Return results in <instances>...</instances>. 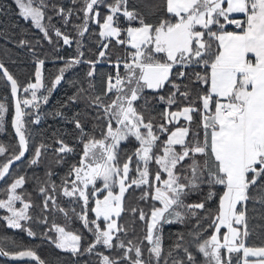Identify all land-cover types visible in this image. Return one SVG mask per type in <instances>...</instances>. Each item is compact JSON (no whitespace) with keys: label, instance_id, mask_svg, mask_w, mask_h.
<instances>
[{"label":"snow or ice","instance_id":"6c2138e0","mask_svg":"<svg viewBox=\"0 0 264 264\" xmlns=\"http://www.w3.org/2000/svg\"><path fill=\"white\" fill-rule=\"evenodd\" d=\"M13 2L18 15L30 20L49 43L53 42L51 30L57 44L60 40L68 47L73 44L72 37L52 25L49 9L65 26L74 11L82 12V23L74 25L77 35L84 37L89 24L95 23L101 39L94 60L82 59L83 42L76 40L74 56L58 57L64 64L50 86L44 82V59H36L34 82L29 80L26 86L0 60V72L15 99L11 124L17 137L15 144L0 143V181L11 179L3 189L6 199H0V209L8 213L3 217L7 227L35 237L23 222H48L46 216L35 218L29 212L34 204L31 194L23 191L26 175L12 177L10 172L30 151L25 116L32 113L24 109L38 110L40 101L49 99L38 96L41 89L50 94L66 72L87 63V87H77L62 107L83 102L85 114L94 121L93 130H85L81 113L76 112L68 122L74 124L82 144L78 162L69 166L59 185L51 179L50 170L44 179H34L43 197L41 214L51 206L68 217L56 201L57 193L79 202L80 212L74 208L72 212L93 239L82 244L81 233L53 224L56 236L48 239L55 248L72 256H95L96 264H234L232 254L241 252L235 264H264V246L245 242L252 232L250 221H259L253 227L264 230V0H161L159 5H146L148 15L130 8L129 0H82L76 10L48 0ZM101 6L107 9L104 15ZM121 16L125 26H121ZM113 43L122 53L113 52ZM18 46L29 47L35 55L30 41L21 39ZM8 51L4 50L5 56ZM102 62L112 71L105 74L103 87L97 91L93 81L96 66ZM21 90L30 96L21 98ZM146 90L152 95H146ZM157 105L163 108L153 115ZM7 111L0 102V129ZM32 123H40L38 114ZM130 140L134 141L131 150L122 149ZM56 144L57 163L75 151L63 140ZM46 150L44 144L35 147L28 165H37ZM130 189L139 190L137 198L149 205V212L138 206L126 208ZM191 195L201 199L186 202ZM214 200L215 208L207 207ZM17 202L22 206L17 207ZM125 212L134 218L138 215L145 226L138 243L121 237L130 230L119 223ZM191 219L198 229L188 231L192 239L177 232L176 240L166 248L163 225L186 224ZM202 221H207L206 228ZM208 229L210 235L202 239ZM4 242L0 239V244ZM10 243L21 248L15 241ZM114 250H119L118 256H113ZM0 255L46 264L28 246L15 252L0 246Z\"/></svg>","mask_w":264,"mask_h":264},{"label":"trees","instance_id":"16d2710c","mask_svg":"<svg viewBox=\"0 0 264 264\" xmlns=\"http://www.w3.org/2000/svg\"><path fill=\"white\" fill-rule=\"evenodd\" d=\"M49 4H57L65 8H72L74 10L79 9L82 6V0H77L76 4H73L71 0H48ZM111 2V0H108ZM161 0H129V7H136L142 13L148 15L149 9L146 7L147 4L159 5ZM100 12L102 15L107 13V9L103 6L100 7ZM47 15L53 17L51 23L56 28H59L62 32H65L73 39V44L71 47L63 45L62 40L57 44V38L54 33L50 30L49 35L52 36V43H49L43 38V34L36 29L31 21H25L18 15V8L13 2V0H0V60H3L5 67L8 68L9 72L17 79L18 83L25 85L32 80L34 82L35 73V61L37 58L44 59L45 64L43 66L44 82L46 86H50L51 80L55 75L58 74V69L63 66L64 60L58 59V57L63 56L68 58L76 54V43L75 41L80 39L83 42L82 51L84 52L83 60H94L97 58L99 49L100 37L98 35L100 29L95 23L89 24V29L85 33L84 37H79L76 33L74 25H79L82 23L83 13L74 11V14L70 18V22L65 26L62 22L61 17L56 16L55 13L49 9ZM149 19H155L154 16H148ZM47 23V20H45ZM121 26H125L124 18L120 17ZM134 26L135 23H134ZM228 30H232V26H228ZM21 39L30 41L31 45L34 46L35 55L33 51L29 50V47H19V41ZM39 42V43H37ZM8 49V55H4V50ZM113 52L117 54L122 53V49L113 43ZM112 59H115L113 55ZM89 70V65L87 63H81L75 66L72 70L65 73L64 79L61 84L56 87L54 91L50 94L43 90V95H48L49 99L47 103L43 100L40 101L39 109L28 108L25 109L26 112L32 113V115L25 116L26 126L29 131V149L28 156L25 161L16 165L11 170V176L15 177L17 175H26L28 182L24 186L23 191L25 193L31 194V200L34 207L29 210L35 218L41 217V215L47 217V224L39 223L34 219L33 221L23 222L26 227H31L36 233L35 237H29L26 231L13 230L8 228L6 221L2 218L3 214L0 212V239L4 240L3 246L5 251L15 252L21 250L23 246H28L33 248L37 255L41 259L45 260L46 264H96V257L90 255L83 256H72L69 253H62L52 247L48 242V237L53 234V224L65 227L67 231H73L81 233L84 237L82 244L92 241V234L83 228L82 223L77 218V216L72 212L74 208L76 212H80L81 205L79 202H73L62 194H56L57 203L68 211V217L59 211L51 209L46 213L41 214L42 200L43 197L38 193V185L34 177L45 178L46 171H52L54 175L51 177L52 180L56 182L57 185L60 184L61 178L64 177L71 164L77 163L82 151V144L79 142V133L75 129L74 124L68 121L73 117L76 112H80V119L85 126V130L91 132L93 130L94 121L85 114V105L83 102L77 104H70L68 107H62V105L67 101V97L75 93L76 88L80 86L87 87L86 73ZM199 70V69H198ZM112 71V68L107 62H102L96 66V76L93 83L96 86V90L100 91L103 87V80L105 74ZM146 95L151 96L150 90H146ZM20 97L23 98V91L21 90ZM0 101L6 102L8 107V116L5 121V128L0 132V143L7 145H12L17 142V139L12 130V118L14 115L13 100L11 97L10 86L6 79L2 76L0 72ZM155 103V101H153ZM23 107V106H22ZM163 105H157L156 110L152 113H156L162 110ZM62 112V116H57L56 112ZM40 116V123L34 124L32 121L35 119V115ZM95 134L99 135V129H96ZM57 140H63L69 146H72L75 151L70 154H66L62 162L57 163L59 158L58 154L54 152V149L58 147L56 144ZM40 144L47 146V150L43 152L40 161L37 165L29 166L27 163L28 158H30L32 151L35 147ZM134 145V141H129L128 143L122 144V149H129ZM11 183V179L7 177L5 181L0 186V198L5 195L3 189ZM139 190L133 192L132 189L126 193L125 196V206L133 207L138 206L143 208L146 212L150 211L149 205L143 201L138 200ZM28 197L25 196V199ZM201 199L199 195H191L186 198V202H198ZM216 201H210L207 205L209 208H215ZM93 214L89 213L90 218ZM133 219H135V224H132ZM119 223L124 224L125 227L129 228L127 236L121 233V237L125 240L132 239L134 242L138 243L139 239L144 235V225L138 219V215L134 218L130 212H125ZM196 223L195 219L189 220L186 224H165L163 225L162 234L164 237V245L167 248L168 245L172 244L176 240L177 232H184L187 240H191L192 237L188 236L189 230L196 231L194 227ZM202 226L207 227V221H202ZM259 221H250V228H252L251 235L246 239V245L248 246H264V230L253 227ZM134 227L135 231L131 228ZM211 229H208L204 233L203 238L210 235ZM223 232V231H222ZM54 235V234H53ZM10 241H15L21 246V248L15 247ZM105 254H108L106 250ZM113 256L119 255V250L113 251ZM233 262L237 258L242 257L241 253H234ZM147 256V252H145ZM202 260L203 257H200ZM0 264H13L0 257ZM17 264H36V263H17Z\"/></svg>","mask_w":264,"mask_h":264},{"label":"water","instance_id":"95a60500","mask_svg":"<svg viewBox=\"0 0 264 264\" xmlns=\"http://www.w3.org/2000/svg\"><path fill=\"white\" fill-rule=\"evenodd\" d=\"M2 73V72H1ZM6 79V78H5ZM7 81V80H6ZM7 83L9 84V82L7 81ZM10 86V85H9ZM21 92L19 93V96H20ZM12 97V96H11ZM12 100H13V108H14V112H15V99L12 97ZM14 116V115H13ZM12 130H13V133L15 135V131L12 127ZM16 137V136H15ZM17 139V137H16ZM28 156V153H26V157L24 159H22L21 161H17L15 162L13 165H12V168L10 169V172L11 170L18 164H20L21 162L25 161L26 158ZM7 178V177H6ZM5 178V179H6ZM5 179L3 181H0V186L2 185V183L5 181ZM1 258H3L4 260L10 262V263H13V264H17V263H36V261L34 260H31L30 258H24V259H12L10 258L9 256H3V255H0Z\"/></svg>","mask_w":264,"mask_h":264},{"label":"rangeland","instance_id":"374dc122","mask_svg":"<svg viewBox=\"0 0 264 264\" xmlns=\"http://www.w3.org/2000/svg\"><path fill=\"white\" fill-rule=\"evenodd\" d=\"M228 27V26H227ZM43 90L44 89H41L39 92H38V96H42L43 95ZM26 96H30V94H25V93H23V98L24 97H26ZM42 101V100H41ZM0 102H3V101H0ZM3 103H5L6 104V102H3ZM6 106H7V104H6ZM23 106V105H22ZM8 108V107H7ZM25 109H28V108H25ZM24 109V110H25ZM7 116H8V111L5 113V116H4V127H3V129H0V132H2L3 130H4V128H5V121H6V119H7ZM0 199H6V195H3ZM16 206L17 207H21L22 205L19 203V202H17V204H16ZM0 212H2L3 214H6V215H8V213H7V211L5 210V209H0ZM3 217H4V215H3ZM2 217V218H3ZM13 230H18V229H13ZM67 231V230H66ZM222 231H225L224 229H222ZM54 234V235H53ZM53 234L51 235V237L52 238H55V236H56V232H55V230H54V228H53ZM48 239V238H47ZM48 242L52 245V247L54 248V249H56V250H58V251H60V252H62V253H68V252H64V251H62V250H60V249H57V248H55V246H54V244L51 242V240H49L48 239ZM70 254V253H69ZM250 260L251 259H255V258H249Z\"/></svg>","mask_w":264,"mask_h":264},{"label":"crops","instance_id":"0c3cea01","mask_svg":"<svg viewBox=\"0 0 264 264\" xmlns=\"http://www.w3.org/2000/svg\"><path fill=\"white\" fill-rule=\"evenodd\" d=\"M251 258V257H250Z\"/></svg>","mask_w":264,"mask_h":264}]
</instances>
